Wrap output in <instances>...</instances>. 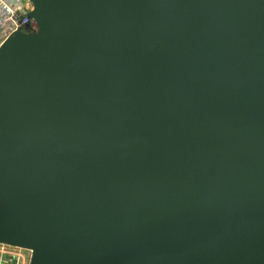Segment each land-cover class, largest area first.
Returning a JSON list of instances; mask_svg holds the SVG:
<instances>
[{
  "label": "water",
  "instance_id": "1",
  "mask_svg": "<svg viewBox=\"0 0 264 264\" xmlns=\"http://www.w3.org/2000/svg\"><path fill=\"white\" fill-rule=\"evenodd\" d=\"M32 3L0 45V242L264 264V0Z\"/></svg>",
  "mask_w": 264,
  "mask_h": 264
},
{
  "label": "built area",
  "instance_id": "2",
  "mask_svg": "<svg viewBox=\"0 0 264 264\" xmlns=\"http://www.w3.org/2000/svg\"><path fill=\"white\" fill-rule=\"evenodd\" d=\"M32 0H0V45L13 33L24 30L35 32L38 23L28 15ZM37 27H32V23ZM30 248L0 242V264H29Z\"/></svg>",
  "mask_w": 264,
  "mask_h": 264
},
{
  "label": "rangeland",
  "instance_id": "3",
  "mask_svg": "<svg viewBox=\"0 0 264 264\" xmlns=\"http://www.w3.org/2000/svg\"><path fill=\"white\" fill-rule=\"evenodd\" d=\"M37 24L34 22V23H32V27H37L36 26ZM37 31V30H36Z\"/></svg>",
  "mask_w": 264,
  "mask_h": 264
}]
</instances>
